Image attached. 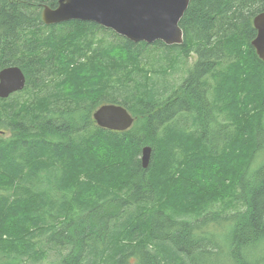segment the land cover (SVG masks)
<instances>
[{
    "label": "trees",
    "instance_id": "trees-1",
    "mask_svg": "<svg viewBox=\"0 0 264 264\" xmlns=\"http://www.w3.org/2000/svg\"><path fill=\"white\" fill-rule=\"evenodd\" d=\"M57 1L0 0V69L26 79L0 98V264L36 263L39 243L60 264H264V0H189L179 45L44 24ZM104 103L132 126H97Z\"/></svg>",
    "mask_w": 264,
    "mask_h": 264
},
{
    "label": "water",
    "instance_id": "water-1",
    "mask_svg": "<svg viewBox=\"0 0 264 264\" xmlns=\"http://www.w3.org/2000/svg\"><path fill=\"white\" fill-rule=\"evenodd\" d=\"M188 3L189 0H58L55 7L43 6L41 20L46 25L68 20L91 21L133 42L179 45L183 42V32L178 22ZM252 22L256 34L250 43L264 62V11L256 14ZM25 83L18 66L1 68L0 98L22 90ZM92 118L97 126L115 131L127 130L134 122L132 114L115 103L100 105ZM150 155V146H143L142 167L147 166Z\"/></svg>",
    "mask_w": 264,
    "mask_h": 264
},
{
    "label": "rangeland",
    "instance_id": "rangeland-1",
    "mask_svg": "<svg viewBox=\"0 0 264 264\" xmlns=\"http://www.w3.org/2000/svg\"><path fill=\"white\" fill-rule=\"evenodd\" d=\"M106 32V31H105ZM106 39H110V37L106 34ZM195 61V56L192 54L188 58L180 57L175 61L176 69H174L173 73L168 77L169 82H173L176 85H179L183 77L186 75L187 69L191 68L193 62ZM260 160H256L253 162L252 167L255 168ZM225 208L232 207V205H224ZM229 210V209H228ZM38 240V238H35ZM36 247H40L44 249L45 255L36 263L29 264H60V255L64 254L63 249H59L55 246L46 245L43 243H39Z\"/></svg>",
    "mask_w": 264,
    "mask_h": 264
}]
</instances>
